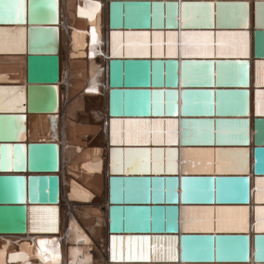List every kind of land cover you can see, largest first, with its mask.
Masks as SVG:
<instances>
[{
	"label": "bare ground",
	"instance_id": "1",
	"mask_svg": "<svg viewBox=\"0 0 264 264\" xmlns=\"http://www.w3.org/2000/svg\"><path fill=\"white\" fill-rule=\"evenodd\" d=\"M110 1L57 0L58 73L60 75L57 84L58 111L55 114L57 121L54 117L52 129L48 115H30L28 138L43 141L53 139L58 147L57 175L60 178L58 233L30 234L27 231L21 235H0V264H110L118 260H144L140 257L147 255L149 262H161L160 260L176 263L198 260L244 262L246 260L247 264H254L251 258L247 259L245 256L246 237H216L213 245L207 237H180V232L247 231L250 244V238L255 232H264L258 228V225L264 226V211L258 212L261 209H256L254 219L251 217L246 227V207H180L178 220L180 232L174 236L153 238L150 235L151 242L138 237H113L110 239L109 246L111 222L108 215L109 176L117 175V173L136 175L134 173L143 172H149L151 176L178 175L180 163L179 145L177 148L150 146L140 149L111 148L108 145L107 130L110 117L108 60L111 56L123 53L120 50V42L115 36L111 38L109 51V23L115 25L117 22L115 8L112 7L109 15ZM254 2L255 0H248L250 40L248 61L250 143L248 148L251 152V168L248 173L251 196L248 210L249 212L251 210V216L254 207L252 178L255 174H264V150L256 153V168L254 170L252 168L253 146L264 145V123L256 124V144L253 143V88L255 87L253 85L255 59L253 32L255 29H264V2L256 3L255 6ZM187 13L184 21L188 25H209L214 18L213 14L210 16V11L206 7H190ZM125 15L127 26L144 25L148 21V12L137 6L127 8ZM152 15L154 19L152 25L160 26L161 14L154 9ZM217 16L219 25H244L243 8L239 5H222L217 10ZM9 20L14 22L11 24L12 28H0V33L3 34L0 39V50L23 51L25 28L20 27L15 16L11 19L6 18V21ZM166 22L177 25L171 6L167 7ZM218 42L224 45L221 47L224 51H241L240 43L242 42L238 36L222 35L218 38ZM186 43L185 49L189 53L209 50L208 43L202 35L189 36ZM260 51L264 52V38L261 40ZM124 54L147 55L148 50L144 39L138 36H127ZM152 54L161 55V48L158 45L154 46ZM166 54L174 55L172 45L167 46ZM112 71L114 74V67ZM167 73V76L171 78L172 70L168 69ZM147 74L143 64L126 65L128 82H142ZM25 77V54L16 57L0 56V83H21L25 86ZM153 77L155 80L161 77V72L156 67H154ZM180 77L181 85L242 86L246 81V70L244 64L240 62L217 63L215 68L211 64L183 63ZM21 101L19 92L0 95V103L10 102L12 107H17ZM71 101L73 102L69 105ZM154 109L156 113H163V101L159 106L154 104ZM71 117H74V120ZM129 128L130 136L142 137L143 124H130ZM102 129H106V133ZM14 136L22 140L27 138L20 128ZM188 136L186 137L188 140L194 137L192 131L188 132ZM145 152L150 155L147 157L140 155L129 157L128 155ZM33 154L35 160L42 162L52 158V151L47 149L34 150ZM130 159L134 162L133 167L128 165ZM182 159L184 170L190 173L207 172L214 163L223 172L231 166L239 168L237 159L231 155L220 153L217 159H214V154L204 150L183 151ZM144 160H147V165L144 170H141L140 164ZM170 185L168 184V189L171 188ZM131 186L138 194L147 190L142 182H134ZM156 186L159 188V197L163 196L165 184L162 182ZM256 187V199L264 201V182L257 184ZM112 189L114 193H117L118 185L113 183ZM212 191L214 193H211ZM180 193L182 202H240L242 183L239 180H216L215 183H210L209 188L208 184L201 180L183 178L180 183ZM174 194L177 195V193ZM36 210L35 212L31 210L30 230L53 231L56 228L54 214L42 211L43 209ZM155 221L161 223L158 225L161 228L167 223V228L172 229L175 217L170 212L163 217L159 213L154 216V227ZM127 222L131 229H143L146 220L142 212L131 211ZM253 223H255L254 226ZM42 241L44 243H41ZM255 250L256 256L264 257V241L260 243L256 241Z\"/></svg>",
	"mask_w": 264,
	"mask_h": 264
},
{
	"label": "water",
	"instance_id": "2",
	"mask_svg": "<svg viewBox=\"0 0 264 264\" xmlns=\"http://www.w3.org/2000/svg\"><path fill=\"white\" fill-rule=\"evenodd\" d=\"M264 0H255L256 3ZM186 5H204L213 14L212 24L188 25L184 18L190 7ZM245 5L244 25L218 23L217 10L220 6ZM132 6L143 8L148 12V21L144 25L127 26L126 9ZM171 6L177 25L167 24L166 11ZM211 6V7H208ZM117 10L115 25L109 23V51L112 36L120 42V55L111 56L108 60L109 86V119L108 145L111 148H178V175L163 176L149 175V172L134 173L136 175H110L109 185V246L113 237H138L148 242L153 238L174 236L179 231L180 207H246L247 226L251 217H255L256 209H264V201L256 199L257 184L264 182V174H255L252 178L254 207L249 212L251 168L249 152V4L248 0H111V9ZM26 12L18 21L24 32V50L19 52L0 50V56L16 57L25 54V86L21 83H0V95L12 92L21 94V103L12 107L10 102L0 103V235H21L29 231L30 234L58 233V204L60 201V178L58 147L53 139L49 141L29 139V116L48 115L53 129V118L58 111V89L60 79L58 73V10L57 0H25ZM156 9L161 15L162 24L152 25L153 11ZM14 17V16H13ZM12 17V18H13ZM13 21L0 19V28H12ZM29 24L28 26H24ZM132 35H129V34ZM185 33L189 35H185ZM210 33V37L203 34ZM246 33V36L238 34ZM50 34V37H48ZM116 34V35H114ZM146 34V35H141ZM171 34V35H170ZM223 35L238 36L241 39V51L221 49L222 43L218 38ZM236 34V35H233ZM202 35L207 41L208 51L186 52L189 36ZM127 36H138L144 39L147 55H125ZM264 29L253 32V143L256 144V124L264 123V115L259 114L263 108L264 96V52L261 50V40ZM161 48V55L154 56V46ZM172 45L173 54L167 56V46ZM246 55L239 53L245 52ZM223 53V54H221ZM235 53V54H234ZM240 62L246 70V81L242 86L233 85H181L180 70L183 63L211 64L215 68L217 63ZM127 64H143L147 75L142 82H128L126 80ZM113 67L115 72L113 74ZM154 67L161 72L157 80L153 77ZM172 70V77L167 76V70ZM155 80V81H154ZM163 101V113H156L154 104ZM150 112L152 114H150ZM57 121V116L55 117ZM20 121V123H19ZM117 123L114 125L113 122ZM128 121H146L141 138L130 136ZM171 122V123H170ZM20 128L26 139L15 138ZM115 128V133H114ZM228 128V129H226ZM223 129V131H221ZM192 131L194 137H186ZM251 136V132H250ZM170 138L172 142L170 141ZM129 140L133 141L129 143ZM148 141V142H145ZM47 149L52 151V158L38 161L33 158L34 150ZM186 150H204L214 154H229L237 159L239 168L229 167L221 171L217 164H212L207 172L190 173L184 170L182 152ZM264 150V145H254L253 170L256 168V153ZM23 157V163H21ZM28 173V175H25ZM183 178H193L208 184L216 180H239L242 183L240 202H182L180 183ZM142 182L146 189L142 194L135 193L131 184ZM165 184L163 196L159 197V183ZM259 182V183H258ZM118 185V192L114 193L112 184ZM168 184H171L168 189ZM176 186V187H175ZM167 187V188H166ZM21 188L24 195L21 196ZM156 188V190H155ZM157 192V193H156ZM174 193H177L175 195ZM211 193H214L212 191ZM54 210L56 228L53 231L30 230L31 210ZM131 211L142 212L146 223L143 229H131L127 219ZM167 212L174 214L175 221L172 229L164 227L154 216ZM113 218V219H112ZM115 220V221H114ZM166 221V218H165ZM163 222V221H162ZM255 223H253V226ZM207 237L215 244L216 237H246V258H251L254 264H264V257L256 256V241H264V232H255L248 238V232H180V237ZM152 238V239H153ZM110 249V247H109ZM150 258L152 255L149 256ZM148 255L144 260H118L110 264H247L238 261H180L149 262ZM152 259V258H151ZM109 260L110 254H109ZM126 260V259H125ZM130 261V262H129Z\"/></svg>",
	"mask_w": 264,
	"mask_h": 264
},
{
	"label": "snow or ice",
	"instance_id": "3",
	"mask_svg": "<svg viewBox=\"0 0 264 264\" xmlns=\"http://www.w3.org/2000/svg\"><path fill=\"white\" fill-rule=\"evenodd\" d=\"M186 7H205V6L204 5H195V6L194 5H186ZM208 7H211V6H208ZM239 7L240 8H244L246 6L245 5H239ZM25 12H26L25 0H0V19H3V18L11 19L13 16H15L16 20L19 21L21 16L23 14H25ZM244 26L246 27L247 24L245 23ZM114 35H116V34H114ZM129 35H132V34L130 33ZM141 35H146V34H141ZM185 35L187 36L189 34L185 33ZM203 35L210 37L212 34L206 33V34H203ZM221 35H223V34H221ZM233 35H236V34H233ZM238 35L246 36L247 34L246 33H241V34H238ZM2 36H3V34L0 33V39H2ZM170 54H171V52H170ZM221 54H223V53H221ZM239 54L246 55L247 53L245 51V52H242V53H239ZM258 96H264V93H258ZM259 114L260 115H264V109H260L259 110ZM116 123H117L116 121L113 122L114 125ZM127 123L134 124V123H149V122H146V121H128ZM114 133H115V128H114ZM131 142H133V141L129 140V143H131ZM145 142H148V141H145ZM169 142H172L171 138H170ZM128 155H129V157H133V156H137V155L147 157L150 154L145 152V153H129ZM21 163H23V157H21ZM128 165H129V167H133L134 166V162H133L132 159H130L128 161ZM146 165H147V160L142 161L141 164H140V169L144 170ZM121 170H123V169H121ZM23 195H24V190H23V188H21V196H23ZM33 211L35 212L37 210L33 209ZM42 211H54V210L48 209V210H42ZM261 211H264V209L258 210V212H261ZM258 228L261 231H264V226L258 225ZM47 230H51V229H47ZM207 230L210 231L211 229H207ZM41 243H44V242L42 241ZM140 258L143 259L144 257L141 256Z\"/></svg>",
	"mask_w": 264,
	"mask_h": 264
},
{
	"label": "rangeland",
	"instance_id": "4",
	"mask_svg": "<svg viewBox=\"0 0 264 264\" xmlns=\"http://www.w3.org/2000/svg\"><path fill=\"white\" fill-rule=\"evenodd\" d=\"M69 52V51H68ZM69 99V98H68ZM73 101L69 102V105L72 103ZM76 111H79V109H76ZM72 120H74V117H71ZM65 202V201H64ZM69 207V206H67ZM67 211V210H66Z\"/></svg>",
	"mask_w": 264,
	"mask_h": 264
}]
</instances>
